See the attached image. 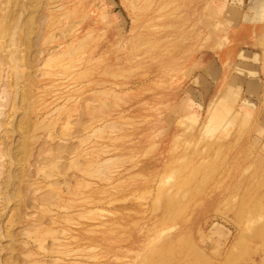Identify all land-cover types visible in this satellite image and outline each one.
<instances>
[{
	"label": "rangeland",
	"instance_id": "rangeland-1",
	"mask_svg": "<svg viewBox=\"0 0 264 264\" xmlns=\"http://www.w3.org/2000/svg\"><path fill=\"white\" fill-rule=\"evenodd\" d=\"M261 47V0H0V264H264V110L219 64Z\"/></svg>",
	"mask_w": 264,
	"mask_h": 264
},
{
	"label": "crops",
	"instance_id": "crops-1",
	"mask_svg": "<svg viewBox=\"0 0 264 264\" xmlns=\"http://www.w3.org/2000/svg\"><path fill=\"white\" fill-rule=\"evenodd\" d=\"M261 7H264V0H261ZM263 56L262 47L261 52L252 48L230 50L226 57L222 55L219 64L220 68L225 67L220 78L240 82L241 95L247 96V102L255 99L264 110Z\"/></svg>",
	"mask_w": 264,
	"mask_h": 264
}]
</instances>
